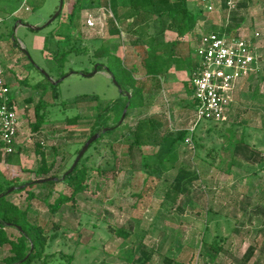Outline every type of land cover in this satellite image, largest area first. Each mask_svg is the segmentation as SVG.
Returning a JSON list of instances; mask_svg holds the SVG:
<instances>
[{"label":"rangeland","instance_id":"374dc122","mask_svg":"<svg viewBox=\"0 0 264 264\" xmlns=\"http://www.w3.org/2000/svg\"><path fill=\"white\" fill-rule=\"evenodd\" d=\"M244 2L249 8L240 9L238 15L245 19L240 24H246V31L256 29L264 34V0L258 4L256 0H240L239 4ZM73 4L74 0H64L60 15L47 26L59 11L61 0H0V62L16 99L20 100L21 110H25L23 131L31 135L25 149L15 152L9 158L11 161L1 156L0 172L7 180H17L19 185L47 178L36 175L42 160L38 150L42 149L48 165H53L50 177L62 176L73 165L76 151L90 137L102 110L108 104L111 108H122L126 103L108 69L116 74L115 63L119 58L126 66L140 65L142 61L143 49L132 48L126 34L119 33L114 39L108 36L109 28L114 29L109 22L114 20V12L109 6L95 4L81 11L79 26L73 28L74 36L80 39V48L86 51L71 56L63 70L67 78L62 81L64 77L56 73L55 55L63 46ZM189 4L191 11L202 10L204 31L231 25L226 13H220L222 0L215 2L216 11L220 12L213 15L197 0ZM13 11L17 13L12 14ZM89 18L95 19V28L87 26ZM28 27L43 29L35 31ZM104 40L110 42L112 55L109 61L102 60L105 68L93 75L97 67L93 51ZM258 50L262 56L259 71L237 88L239 104L231 108L229 121L215 123L217 132L211 134H207V123L200 129L204 143L200 154L178 141L188 125L189 104L171 105L167 101L169 93L159 91L155 103L160 117L154 126L157 131L150 148L144 145L129 156V148L135 141L133 130L149 119L145 109H135L123 122L124 131L104 137L100 154L94 147L88 149L94 159L88 163L89 167L115 164L122 171L108 173L106 177L90 171L86 190L55 214L48 204H54L60 195L71 196L73 189L67 181L55 185L37 183L26 186L20 193L9 194L7 199L13 204L23 210L29 207L30 217L37 219L49 235L58 234L47 252L72 255L73 264H129L124 257L130 247L151 254L147 264L168 261L171 264H264V162L251 164L245 158H238L232 164L230 154L221 148L225 141L221 133L236 120L237 139L245 134L250 148L264 153V41ZM192 56L197 60L194 51ZM59 80L62 82L54 84ZM29 98L33 100L31 104L26 101ZM41 98L45 103L43 112L50 118L38 133L32 131L31 125L35 123V107ZM64 102L68 103L65 109L61 106ZM111 115L109 112L106 117ZM67 116H79L78 126L67 127ZM243 126H247L245 132ZM110 144L117 152V163L108 148ZM54 149L58 151L56 155ZM128 160L132 169L128 168ZM145 164L150 168H145ZM180 169H190L199 179L174 202V179ZM145 179H148L146 184ZM141 192L144 196L138 197ZM30 193L34 194L33 199H29ZM206 227L209 244L217 236L224 239L219 255L214 256L210 245L203 242ZM119 230L131 233L129 241L117 235ZM6 231L11 239L19 236L14 228ZM251 248H254L253 256L245 262ZM9 256L8 246L0 248V264H5L3 261Z\"/></svg>","mask_w":264,"mask_h":264},{"label":"trees","instance_id":"16d2710c","mask_svg":"<svg viewBox=\"0 0 264 264\" xmlns=\"http://www.w3.org/2000/svg\"><path fill=\"white\" fill-rule=\"evenodd\" d=\"M192 0H175L172 5H169L170 0H128L132 7L131 11L129 10H116L114 12V20L109 21L113 26L112 34H119L120 30L118 27H115V22H119L120 18L127 17L129 13L131 16L139 17L136 18L135 23L130 26L132 31L136 27H140L142 32L143 24L152 18L153 16L157 17V22H160L166 17L169 23L164 25L165 28L170 30H175L178 34V38H184L187 34L191 33L197 26L201 27L203 23L202 10L200 11H191L189 9V2ZM200 4H203V0H197ZM216 3L218 0H215ZM228 0H222V6L220 8L221 12H224L227 8L226 3ZM118 0H74L73 8L69 15V28L64 32L63 46L56 52L55 60L57 61L56 73L62 78L65 77L67 73H64V68L68 63L72 55H80L86 51V48H80V39L74 36L73 28L79 26L80 13L86 8L93 7L95 4L98 7H110L115 5ZM256 3H259V0H256ZM165 6H169L166 10ZM147 8V10H144ZM235 12L232 13L231 25L227 28L226 31H232L240 27V23L244 22L245 19L239 16L240 9L248 10V5L240 3ZM239 10V11H238ZM15 11L12 12V14ZM61 13V12H60ZM11 14V15H12ZM234 14V15H233ZM143 19L142 23L139 24L140 20ZM234 24V26H232ZM126 30L128 28H125ZM223 28L213 27L212 32L223 33L225 31ZM209 32V31H208ZM141 36V35H140ZM60 37V36H56ZM61 38V37H60ZM143 47V58L140 65L132 64L131 66H126L121 58L116 61V74L111 69H108L110 74L113 76V79L117 83V86L121 88L122 96L125 97V105L122 108H111L110 104L102 110L99 116L95 119L93 124V131L89 138H87L84 145L95 135H99V138L90 146V150L94 147L95 152L100 154L104 149L103 139L105 136H110L115 133H120L125 130L124 123L122 125H117L118 121L123 115L124 110L128 106V112L126 114L125 120L128 118L130 111L135 109H145L150 103L148 98L154 93H157L161 90L159 78L167 72V70L174 64L176 68L187 69L189 71V79L191 80L196 69L198 68L197 60L191 55L190 44L187 42H180L179 40L174 41L169 44L161 45L154 42H143L140 43ZM170 51V54H166ZM111 46L108 40L101 41V44L98 48L93 51V57L95 59V64L97 65L98 71H102L105 68L103 59L109 61L111 58ZM194 58V59H193ZM87 73V72H84ZM189 80V82H190ZM186 84L187 91L192 95L190 90V83ZM45 94V93H43ZM129 94L131 97L129 98ZM54 98L57 99L58 95L56 92L53 94ZM95 99V98H94ZM29 104L33 102L32 98L26 100ZM98 101V100H96ZM68 103H61L63 109L66 108ZM45 103L43 98L39 100L38 105L35 107V123L31 125L33 132H40L42 126L50 118L48 115L43 112ZM109 112H112L111 116H107ZM239 117V116H238ZM124 120V121H125ZM159 118L152 117L149 118L145 124L137 126L133 130V135L135 141L132 146L129 148V156H132L134 149H140L142 146L152 145V139L156 134L157 129L154 128L155 124ZM80 117H65V124L67 127H76L78 126ZM237 121L232 124L228 129L224 130V133H221V136L224 138V145L222 144L223 150H226L231 157L232 164L235 163L238 158H245L251 164H257L264 162V153H259L254 149L250 148L248 145L245 134H242L239 139L236 135L235 124ZM114 124V125H113ZM161 124V123H159ZM203 123L196 132L192 135V142L194 144V149L197 154L204 149V143L201 136H199V131L204 127ZM209 128L207 134H211L216 131V125L213 122H207ZM238 124V123H237ZM159 126V125H158ZM244 132L247 126H243ZM131 132V130L129 131ZM109 133V134H108ZM112 133V134H111ZM189 134L184 131L180 134L178 141L180 143H186V139ZM38 148H41L39 143L36 144ZM82 146V148L84 147ZM160 143L158 144V146ZM81 149L76 151V158L81 152ZM108 148L115 160L118 162L117 152L114 150L112 144L108 145ZM217 151V149H216ZM20 152V151H19ZM18 152V153H19ZM57 149H54V155L57 154ZM89 150L84 154L80 159L76 167L71 171L73 165L60 175H52L53 165L49 166L46 161V155L41 150H38V153L41 155V166L36 172L38 178L47 176L46 179H52L50 182L43 184L55 185L58 181H67V184L72 187V194L70 197L60 195L54 202V204H48L50 211L55 214L57 213L64 205L74 201L75 197L79 194H82L87 188V181L89 179L88 175L90 171L98 172V175L101 177H106L108 173L111 172H120L123 169L118 168L117 165H108L105 167H89V164L94 161L93 155L88 154ZM218 154V151L217 153ZM209 155V154H208ZM3 154L0 152V158ZM11 156H5L6 159L11 161ZM76 160V159H75ZM128 168L132 169V162L130 160ZM75 163V161H74ZM73 163V164H74ZM89 163V164H88ZM223 163V160L222 162ZM145 168H150V165L145 164ZM190 169H180L178 176L174 179L173 193L174 199L176 202L178 197L184 193H187L189 188L193 185L195 181L199 179V176L195 172H189ZM148 179H145L144 183H147ZM39 180L35 182H30L27 184H18L17 180H7L4 175L0 172V248L5 246L9 247L10 256L4 259L5 264H73L74 257L67 256L64 254H49L47 251L50 249L51 245L57 240L58 234L49 235L45 228L42 227L34 217H30L31 210L29 207L23 210L17 205L9 201L7 196L10 190L15 189L12 193H20L26 186H32L37 184ZM39 184V183H38ZM18 191V192H16ZM143 192V191H142ZM142 192L138 197H143ZM29 193V192H28ZM50 196V195H49ZM47 196V199L49 198ZM29 199L34 198V194L30 193L28 195ZM46 199V200H47ZM210 214V213H209ZM14 228L18 232L19 236L17 238L11 239L7 235V229ZM208 227L205 228V234L203 236V242L208 243ZM117 235L123 238L125 241H129L131 238V233L124 230H119ZM224 243L223 237L217 236L214 238L212 243H210V251L216 255H219L222 252V244ZM140 248L137 250L139 251ZM134 247L128 248L127 253L125 254L124 259L129 264H147L152 259V255L145 252L139 251L141 258L137 257L138 251ZM254 248H251L248 252L245 262L250 260L253 256ZM167 264H171L170 261Z\"/></svg>","mask_w":264,"mask_h":264},{"label":"built area","instance_id":"2783aa9c","mask_svg":"<svg viewBox=\"0 0 264 264\" xmlns=\"http://www.w3.org/2000/svg\"><path fill=\"white\" fill-rule=\"evenodd\" d=\"M215 2L203 0V8L209 15L220 12L216 11ZM239 2L227 1L224 12L227 19L230 18L228 23H231L232 13L237 10ZM95 22V19L89 18L86 23L89 28H95ZM245 25L235 33L226 29L223 33L207 32L199 26L190 33V42L199 64L189 82L194 106L185 129L189 134L185 144L192 152H195L192 135L197 128L207 122L229 121L231 108L236 102V91L259 71L262 56L258 48L264 41V34L256 29L246 31ZM5 71L0 62V152L9 156L23 151L27 141H31V135L23 131L25 110H21L20 100L16 99ZM21 138H24L23 141Z\"/></svg>","mask_w":264,"mask_h":264},{"label":"crops","instance_id":"0c3cea01","mask_svg":"<svg viewBox=\"0 0 264 264\" xmlns=\"http://www.w3.org/2000/svg\"><path fill=\"white\" fill-rule=\"evenodd\" d=\"M174 1L175 0H170L169 5H172L174 3ZM130 5L131 4L128 2V0H118V2L115 5H112L111 7L109 5V7L112 10L116 9V10L121 11V9L123 8L122 10H128V11L130 10L131 11L132 7ZM163 8H165L167 10L169 8V6L168 7L165 6ZM144 10H147V8H145ZM15 13H17V11H15L13 14H15ZM136 18L139 19V17H137V14H136V17L134 19V17L131 16V13H129V15H127V17H124L122 19L120 18L119 22H115V24H117V23L120 24V26L118 25L119 26L118 28L121 29L120 33L122 35L126 34L128 37H130L131 42H132V44H131L132 48L135 49L136 47L137 48L141 47L143 49L144 46H142L140 44V43L143 44V42L148 43V42H154L155 41L156 44L165 45V44H169V43H172L174 41L179 40L180 42H187L190 44L191 55H192L193 48H192V43L190 42V33L187 34L184 38L179 39L178 34L176 33L175 30H170L169 28L164 29V25L169 23V21H168V19H166V17L164 19H162L160 22H157L156 21L157 17L153 16L152 18H150L151 20H149L143 24H140L143 21V19H141L139 24L143 25L142 26L143 32L141 30H139V29H141L139 26L136 27L133 31H132V29L130 30V26H132L135 23ZM215 20H217L216 22H221L220 18H219L220 21H218V19H215ZM250 22H252V21H250ZM214 24L219 25V23H215V22H214ZM243 24L245 25V23H243ZM243 24H240L239 28L232 30V33H235L237 30L240 31V28L243 26ZM108 26H109V24H108ZM125 28H128V29L126 30ZM111 29H112V27L109 28L108 36L110 38L114 39L118 34L113 35ZM143 52H144V50L142 51V55L140 56V60L143 58ZM135 53L138 54L136 51H135ZM166 54L169 55L170 51H168ZM182 70H184V71H182ZM189 80H190L189 79V71L185 68L184 69L176 68V66L174 64L167 70V72H165L164 75H162L159 78V81H160L159 84H160V88H161L160 91L169 93L170 99L168 98V96H166V97L169 99V100L167 99V101L171 102L170 103L171 105H174L173 102H177L180 105H188L189 104V109L186 110V122L189 119V116H187L188 115L187 113L192 111L193 106H194V102L192 100V95L186 89V84H188ZM157 93L159 94V92H157ZM157 93H154L152 96H150L148 98L150 105L147 108H145V110L147 112H149V114L147 115L148 118L157 117L158 111H156V110L159 109L157 107V104L155 103ZM238 98L239 97L236 95V102L234 103V106L239 104ZM177 103H175V104H177ZM170 104H169V106H171ZM140 110L142 111L144 109H140ZM158 117H160V116H158ZM147 147L150 148L149 146H147Z\"/></svg>","mask_w":264,"mask_h":264},{"label":"water","instance_id":"95a60500","mask_svg":"<svg viewBox=\"0 0 264 264\" xmlns=\"http://www.w3.org/2000/svg\"><path fill=\"white\" fill-rule=\"evenodd\" d=\"M63 3H64V0H61V5H60V9L59 11L56 13V15L51 19V21L48 23L47 26L51 25L55 20L56 18L60 15V12L62 10V7H63ZM32 30H35V31H40L42 30L43 28H31V27H28ZM96 73H98V70H97V67L95 69V73L93 75H96ZM74 74V73H72ZM84 76H90L92 77L93 75H85V74H82ZM113 77V76H112ZM67 77H64L62 81H64ZM51 81V79H50ZM61 80L57 81L56 83L54 84H59L60 82H62ZM115 81V80H114ZM115 84L117 85V83L115 82ZM119 87V86H118ZM120 91H121V88L119 87ZM129 98L131 97V95L129 94L128 96ZM128 112V106L126 107V109L124 110L123 112V115H122V118H121V121H120V125L123 124L125 118H126V114ZM99 138V135H95L93 136L85 145L84 147L82 148L80 154L78 155V157L76 158L75 160V163L73 164V167L71 169V171L76 167V165L78 164V162L80 161V159L84 156V154L88 151L89 147ZM52 179H45V180H39L38 183H46V182H50ZM15 189H12L9 191V193H12ZM0 198H2V195H0Z\"/></svg>","mask_w":264,"mask_h":264}]
</instances>
